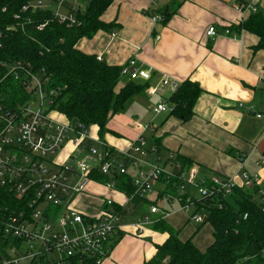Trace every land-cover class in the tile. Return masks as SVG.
Returning a JSON list of instances; mask_svg holds the SVG:
<instances>
[{
    "label": "crops",
    "instance_id": "crops-1",
    "mask_svg": "<svg viewBox=\"0 0 264 264\" xmlns=\"http://www.w3.org/2000/svg\"><path fill=\"white\" fill-rule=\"evenodd\" d=\"M243 2L264 12V0H113L101 17L111 27L93 37H82L78 49L101 55L118 67L137 57L138 64L150 68L153 75L148 81L120 79L117 92L129 81L143 87L123 111L112 115L107 131L101 133L99 126L92 125L94 136L125 149L141 134L137 123H152L154 129L144 133L148 141L160 144L164 156L174 152L187 165L196 166L198 179L220 175L241 183V173L246 170L260 178L257 196L264 193V47L255 49L260 37L240 28L254 12L239 11L235 4ZM165 13L169 15L165 17ZM155 14L164 18L153 21ZM214 25L218 35L212 39L206 31ZM229 27L232 33L227 35L225 29ZM164 76L180 85L191 80L202 88L194 115L187 121L172 112L153 113L152 108L161 102L173 107L172 92L160 82ZM149 89L156 90L151 94ZM74 152V145L68 143L56 160L65 162ZM242 156L246 157L243 168ZM170 188L177 187L159 181L149 200L135 207L120 189H110L95 180L89 184L88 192L73 202L75 207L95 211L102 197L131 207L122 218L125 235L102 264H145L155 256L156 245L169 237L164 225L177 230L181 240L192 239L195 246L206 250L214 240L212 225L206 220L195 222L184 208L180 192L174 200ZM190 192L196 195L195 188ZM149 202L161 211L150 214L155 222L140 234L132 222L149 213Z\"/></svg>",
    "mask_w": 264,
    "mask_h": 264
},
{
    "label": "built area",
    "instance_id": "built-area-1",
    "mask_svg": "<svg viewBox=\"0 0 264 264\" xmlns=\"http://www.w3.org/2000/svg\"><path fill=\"white\" fill-rule=\"evenodd\" d=\"M51 1L55 3L54 19L73 27L81 23L78 20L79 10L91 0H34L24 4L22 11L49 8L48 2ZM235 6L241 12L258 10L245 2ZM161 20L162 15H154L153 21ZM48 23L49 20L36 27L43 30ZM225 32L231 34V28H226ZM206 35L214 39L218 35L216 26H210ZM98 59L103 60V57L99 55ZM138 61L137 57L130 58L120 68L121 76L128 75L131 80H150L152 70L139 65ZM8 73L15 74L18 80L22 79L32 95L15 106L4 103L0 96V184L11 189L18 204H22L5 219L0 218V231H3L6 240L10 239L6 248L9 257L1 255L0 264H24V261L26 264H39L37 261L45 256L48 264H66V259L75 255L89 256L95 264H102L111 255L113 241L119 230L124 228L122 218L131 207L109 197L100 198L95 211L75 207L73 202L88 192L92 181H97L96 173L108 175L109 180L99 182L114 190L118 189L117 174L130 175L134 190L130 196L127 195V199L133 203L137 199L149 200L159 181L175 185L186 210L191 206L198 209L204 204L200 203L210 198L228 197L237 186L249 189L260 185V178L246 170L241 173V183L220 175L198 179L196 166L184 165L174 152L164 156L160 144L148 141L144 133L154 129L152 123H137L141 134L127 148L112 147L94 136L92 125L80 121L73 125L72 118L53 107L55 95L52 94L55 91H49L44 86L49 81L48 77L42 79L23 62L11 64ZM160 82L172 93L180 87V82L167 76ZM155 90L149 89V93ZM37 96L39 103L32 101ZM247 108L254 110L253 106ZM172 109L167 102L152 108L156 115L171 112ZM68 143L74 145L81 156L73 159L72 153L67 163L57 161L55 157L53 159ZM245 162L246 157L242 156L241 168ZM191 187L197 190L195 196L190 192ZM261 195L264 196V193ZM48 203L60 207L55 220L47 213ZM197 209L191 218L197 223L205 222L207 216ZM160 211L159 206L149 202V213L133 221L132 226L143 234L146 226L155 222L150 214H159ZM55 253H58L57 257Z\"/></svg>",
    "mask_w": 264,
    "mask_h": 264
},
{
    "label": "trees",
    "instance_id": "trees-1",
    "mask_svg": "<svg viewBox=\"0 0 264 264\" xmlns=\"http://www.w3.org/2000/svg\"><path fill=\"white\" fill-rule=\"evenodd\" d=\"M34 0H0V96L4 103L15 106L31 97L28 87L15 74L8 73L10 65L23 62L31 72L42 79L46 89L54 90L53 107L69 118H78L87 125H97L101 133L107 131L112 115L124 110L127 102L141 91L143 85L133 81L119 92L116 91L121 79V67L99 60L97 55L87 54L78 49L82 37H93L101 29H108L102 21L113 0H91L78 12L79 26H67L54 19V11L36 9L22 11V6ZM54 7V6H53ZM169 14H164L167 17ZM162 16V19L164 18ZM18 17V18H17ZM43 30L36 26L48 21ZM260 37L255 49L264 47V12H252L240 26ZM202 88L197 82L186 80L171 95L172 113L182 121L193 115V108L200 97ZM51 95V96H52ZM180 158V157H178ZM184 165L188 163L182 160ZM95 179L109 180L108 175L96 173ZM118 189L130 196L132 178L117 174ZM258 189L237 186L230 196L220 195L200 203L198 211L205 213L206 221L213 228V242L205 251L199 249L192 239L183 241L179 232L169 226L163 227L169 237L157 244L154 257L145 264H264V202L263 195L257 196ZM141 199L134 206H142ZM220 203L222 206H220ZM14 192L0 184V218L8 217L12 210L20 207ZM247 215V217H246ZM2 224H0V230ZM119 230L113 248L125 235ZM15 242V240H13ZM10 239L0 231V256H8L6 248ZM9 257V256H8ZM39 264H48L47 256ZM56 264V263H54ZM66 264H95L89 256L75 255L66 259Z\"/></svg>",
    "mask_w": 264,
    "mask_h": 264
},
{
    "label": "rangeland",
    "instance_id": "rangeland-1",
    "mask_svg": "<svg viewBox=\"0 0 264 264\" xmlns=\"http://www.w3.org/2000/svg\"><path fill=\"white\" fill-rule=\"evenodd\" d=\"M48 3H49L48 5H50L52 8H54L53 6H55V3L53 1L48 2ZM46 9H48V8H46ZM121 78H123V80H125L126 78H129V76L128 75L121 76ZM129 79H131V78H129ZM142 96H144V95L142 94ZM29 98L30 97H28L26 100H28ZM32 101H34L36 103L37 102L39 103L40 102L39 96L34 97V99ZM72 155L74 157L73 159H78L81 156V153H79V151L76 150ZM54 157L56 158V157H58V155L55 154L52 158L54 159ZM67 162H69L68 159L65 160L64 163H67ZM193 188H195V187H193ZM195 194H197V190L196 189H195ZM169 195H171L174 200H177L178 199V195H179V189L178 188H174V189L170 188L169 189ZM89 196H90V194H89ZM86 200H88V199H86ZM160 202L163 204V202L161 200H160ZM164 204H166V202H164ZM194 208H195L194 206H191L190 209L187 210V212L192 214L195 211ZM47 209H48L47 213L50 215V217H52L53 220H55L56 217L58 216L59 212H60V207H57V206H54L53 204L48 203L47 204ZM146 209H147V206H146ZM201 213L204 215V212H201ZM189 216H190V214H189ZM22 247L25 249L24 245ZM57 256H58V253H55V257H57ZM24 264H26V261H24Z\"/></svg>",
    "mask_w": 264,
    "mask_h": 264
},
{
    "label": "water",
    "instance_id": "water-1",
    "mask_svg": "<svg viewBox=\"0 0 264 264\" xmlns=\"http://www.w3.org/2000/svg\"><path fill=\"white\" fill-rule=\"evenodd\" d=\"M81 11V10H80ZM79 121L78 118H73L72 122H73V125H75L77 122Z\"/></svg>",
    "mask_w": 264,
    "mask_h": 264
}]
</instances>
